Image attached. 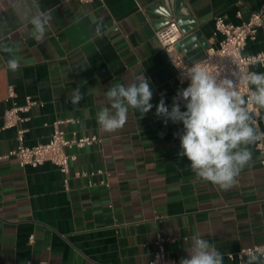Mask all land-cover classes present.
Instances as JSON below:
<instances>
[{
	"label": "crops",
	"instance_id": "0c3cea01",
	"mask_svg": "<svg viewBox=\"0 0 264 264\" xmlns=\"http://www.w3.org/2000/svg\"><path fill=\"white\" fill-rule=\"evenodd\" d=\"M263 3L0 0V41L14 49L12 54L0 51V264H147L159 236L166 239L171 256L187 257L195 234L214 243L224 264H243L229 254L264 244V167L256 144L237 184L221 190L198 179L187 157L178 155L182 122L165 125L155 115L162 96L171 110L173 98L184 89L156 34L170 21L177 22L175 11L181 19H193L195 30L211 44L222 38L215 34L218 16L238 24ZM44 10L53 20L45 40L37 42L29 36L27 19ZM93 18L102 21L100 36ZM185 36L176 44L184 55L180 42ZM263 51L260 29L243 53ZM13 54L21 56L15 73L6 63ZM251 69L264 72V64ZM140 74L149 79L153 108L143 117L130 109L123 128L104 132L96 114L110 107L106 91ZM9 86L16 92L10 99ZM76 88L83 99L74 105L69 97ZM28 95L41 104L32 106L29 119L19 126L3 128L5 111L15 102L25 104ZM180 107L186 110L183 101ZM60 119L66 120L62 128L67 133L102 139L77 150L68 174L52 161L32 167L3 157L17 146L19 127L26 128V144L35 145L50 139L53 122ZM258 128L264 131V110Z\"/></svg>",
	"mask_w": 264,
	"mask_h": 264
},
{
	"label": "clouds",
	"instance_id": "9594fccd",
	"mask_svg": "<svg viewBox=\"0 0 264 264\" xmlns=\"http://www.w3.org/2000/svg\"><path fill=\"white\" fill-rule=\"evenodd\" d=\"M52 20L53 16L47 10L29 17L30 38L43 42ZM92 23L95 34L102 35V21L93 18ZM0 51L12 54L14 49L0 41ZM15 52H19V47ZM6 63L8 70L18 72L21 56L13 54ZM183 76L189 81L188 87L178 91L171 110L162 96L155 115L164 118L165 125L169 120L182 122L178 155L187 157L195 176L221 190H229L252 161L251 146L264 141V131L256 126L255 119L264 110V72L233 71L222 75L212 71L207 64L197 62L183 72ZM240 85L247 88L246 96L241 94ZM106 97L110 107L100 109L96 119L107 133L124 127L130 109L138 110L143 117L153 108L150 103L153 91L143 74L127 85H111ZM69 99L75 105L83 99V94L79 88L73 89ZM180 101L184 102L185 111H181ZM187 253L179 264H224V255L214 243L199 234L192 236ZM241 260L243 264H264V248L242 252Z\"/></svg>",
	"mask_w": 264,
	"mask_h": 264
},
{
	"label": "built area",
	"instance_id": "2783aa9c",
	"mask_svg": "<svg viewBox=\"0 0 264 264\" xmlns=\"http://www.w3.org/2000/svg\"><path fill=\"white\" fill-rule=\"evenodd\" d=\"M89 3L95 0H79ZM239 14H241L239 12ZM216 33L221 34L222 38L215 43L209 44L205 55L193 62H189L185 55L177 50L176 44L183 36L181 27L176 21H170L166 26L156 31L157 37L165 49L171 54L177 68V79L180 86L186 88L189 81L184 78L183 72L187 71L194 63H205L209 68L222 75H227L233 71H252L251 66L256 63L264 64V51L255 54L246 55L243 50L249 40H255L260 29L264 30V3L262 6L252 11L250 17L241 23L235 24L227 22L225 17L218 16L216 18ZM242 95L247 94V88L243 85L239 86ZM16 95L13 86H9L8 98H14ZM41 104L39 100L28 95L26 103L19 105L16 102L8 108L4 115L3 128H12L19 126L29 118L26 113L32 106ZM254 111V109H253ZM259 117H255L256 126L259 125ZM66 120H56L53 122V130L50 139L45 143L28 145L25 142L26 128H18V144L3 157H15L21 166L38 167L46 161H52L59 169L68 174L70 172L71 163L78 158V151L83 147L100 143L102 139L96 134H79L78 131L67 133L62 124ZM257 148L262 154V165L264 167V141L256 143ZM95 174V172H92ZM79 175H81L79 173ZM93 185V182H90ZM161 220V217H157ZM167 240H171L168 238ZM166 239L159 236L157 239V249L153 258L147 264H179L181 258L171 256L165 248ZM256 248H264V244H256L251 247L242 248L237 252L229 254L231 258L238 256L241 259V253ZM246 256V255H245ZM244 256V257H245ZM29 264H31L29 262Z\"/></svg>",
	"mask_w": 264,
	"mask_h": 264
},
{
	"label": "water",
	"instance_id": "95a60500",
	"mask_svg": "<svg viewBox=\"0 0 264 264\" xmlns=\"http://www.w3.org/2000/svg\"><path fill=\"white\" fill-rule=\"evenodd\" d=\"M175 12L178 15L177 22L181 25L182 31L186 35L183 41L180 42L186 54V59L189 62H193L202 58L206 53V49L209 47V43L202 38L200 30H195L197 24L193 19H189L184 15V18L181 19L180 17L182 14H180L179 10L177 9ZM189 22H191L192 25L188 26ZM193 29L194 31L191 32Z\"/></svg>",
	"mask_w": 264,
	"mask_h": 264
}]
</instances>
